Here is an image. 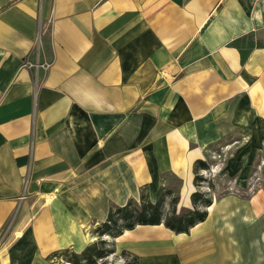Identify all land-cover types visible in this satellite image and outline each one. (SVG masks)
Segmentation results:
<instances>
[{
  "label": "crops",
  "instance_id": "obj_1",
  "mask_svg": "<svg viewBox=\"0 0 264 264\" xmlns=\"http://www.w3.org/2000/svg\"><path fill=\"white\" fill-rule=\"evenodd\" d=\"M263 141L264 0H0V264H63L47 255L83 250L109 205L154 201L165 173L189 208L196 159L212 190L246 188ZM205 209L186 232L123 230L108 262L264 264V184Z\"/></svg>",
  "mask_w": 264,
  "mask_h": 264
},
{
  "label": "trees",
  "instance_id": "obj_2",
  "mask_svg": "<svg viewBox=\"0 0 264 264\" xmlns=\"http://www.w3.org/2000/svg\"><path fill=\"white\" fill-rule=\"evenodd\" d=\"M200 169H208V164L196 159L192 164V183L195 190L189 195V208L181 207L178 212L175 211L178 195L169 187H161L154 201H150L146 193L140 192L138 200L128 199L121 206L109 205L105 219L94 228L98 239L86 245L79 253L63 248L50 252L47 257L52 259L60 252H68L63 260L68 264H108L105 259L114 251L113 239L136 224L161 223L173 232H186L190 226L205 218V208L211 203L209 195L198 188V182L205 181V177L198 173ZM205 183L206 188H212L211 182ZM225 192L226 190H222L217 195ZM165 197H168L166 206ZM119 254L124 257L121 264H138L136 257L129 252L122 250Z\"/></svg>",
  "mask_w": 264,
  "mask_h": 264
},
{
  "label": "rangeland",
  "instance_id": "obj_3",
  "mask_svg": "<svg viewBox=\"0 0 264 264\" xmlns=\"http://www.w3.org/2000/svg\"><path fill=\"white\" fill-rule=\"evenodd\" d=\"M226 139H228V138H226ZM263 144H264V141H263ZM210 147L212 149L215 148L214 145H210ZM224 155H225V153H222L220 156L213 158V161L217 160V159L222 160L224 158ZM207 161L209 162V164H212L211 158H208ZM208 174H210V173L207 172V174H205V176L203 174H201L203 177H205V181L200 180L198 182V186H199L198 188L201 191H205L211 199H212L213 195H217L218 193L222 192V190H226V191L232 190V191H236L237 193H240L242 195L250 194L253 190H256L257 188L263 186V184H264V146H261V148H258L253 155L252 161L250 163V168H249L248 185L246 188L245 187H241V188L238 187L237 185L233 184L232 180L227 175H222V174L214 179L213 182H214V184H216L214 190H212L210 188H206L207 186H206L205 182H208V181L211 182V180H210L211 177ZM161 179H162V181H164L166 187H169L174 193H176V191L178 190V186L180 185V182H181V180L178 177H176L175 175L165 173L164 175H162ZM212 187H213V183H212ZM31 205L32 206L29 209H27L28 213L31 212V213H29L30 216L27 219L29 222L28 225L30 224V222H32V220L35 219V217L38 214V211H34L35 210V203H31ZM23 214H24V212H23ZM23 216H18L16 219H14V221L10 224L11 225L10 227L14 228L15 225L18 227L19 224H21V222L23 220ZM24 232L25 231H23L21 233V235L24 234ZM17 237H16V239H18ZM26 237H28V235ZM97 239H98V237L96 236L93 241H96ZM93 241H91V242H93ZM30 243L31 242H30L29 238L26 239L24 242V244H25L24 247H26L27 250L28 249L33 250V247L30 245ZM69 250H71V249H69ZM60 251H62V250H60ZM66 256H68V252H60L59 255H56V257H54V261H58L59 263L65 264L66 262H64L63 260ZM105 260L107 263H111V261L108 262L109 259L106 258ZM25 261H26V255L24 254L22 256L21 262L24 263ZM115 262L119 263V261H115ZM115 262L114 263L112 262V263L115 264Z\"/></svg>",
  "mask_w": 264,
  "mask_h": 264
},
{
  "label": "built area",
  "instance_id": "obj_4",
  "mask_svg": "<svg viewBox=\"0 0 264 264\" xmlns=\"http://www.w3.org/2000/svg\"><path fill=\"white\" fill-rule=\"evenodd\" d=\"M42 32H43V30H40V32H38V34H37V39H39V37H40V35H41ZM22 65H23V66H27V67H29V66L33 65V63H31V62L28 61V60H24V61L22 62Z\"/></svg>",
  "mask_w": 264,
  "mask_h": 264
}]
</instances>
